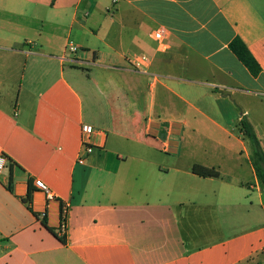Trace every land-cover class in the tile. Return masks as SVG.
Segmentation results:
<instances>
[{
    "label": "crops",
    "instance_id": "0c3cea01",
    "mask_svg": "<svg viewBox=\"0 0 264 264\" xmlns=\"http://www.w3.org/2000/svg\"><path fill=\"white\" fill-rule=\"evenodd\" d=\"M243 119L264 148V0H0V264H264Z\"/></svg>",
    "mask_w": 264,
    "mask_h": 264
},
{
    "label": "trees",
    "instance_id": "16d2710c",
    "mask_svg": "<svg viewBox=\"0 0 264 264\" xmlns=\"http://www.w3.org/2000/svg\"><path fill=\"white\" fill-rule=\"evenodd\" d=\"M230 49L239 58V60L249 69L254 75L258 76L261 73V67L255 57L252 55L246 44L240 39H234L230 44ZM241 132L246 136L252 147V164L256 173V176L264 188V148L258 138L254 128L247 120L243 119L240 124ZM192 172L203 178H219L220 172L215 168L205 167L203 165L194 164ZM33 190L30 188L27 197L24 199L26 203L32 202ZM63 241H66L63 239Z\"/></svg>",
    "mask_w": 264,
    "mask_h": 264
},
{
    "label": "built area",
    "instance_id": "2783aa9c",
    "mask_svg": "<svg viewBox=\"0 0 264 264\" xmlns=\"http://www.w3.org/2000/svg\"><path fill=\"white\" fill-rule=\"evenodd\" d=\"M167 34H168V30L165 28H162L154 32L153 38L160 45L164 46ZM69 50L72 53H75L77 52L78 49L75 46L70 45ZM148 60L149 59L144 55L134 58L132 61L134 69H138V70L141 69L143 66H145ZM81 131H82V148L85 150L86 155H90L94 151V146L91 143V137L95 132L94 127L88 124H83ZM77 162L79 164H85L86 157L80 156ZM6 164H7V157L4 154L2 148L0 147V175L5 170ZM34 184L37 187V189L41 190L46 195V198L48 201L56 200L55 194L49 189V187L43 181L36 180ZM69 211H70V205L68 203H62L61 204V223H60V229H59V234L61 237H66V234H67V230H68L67 220L69 216Z\"/></svg>",
    "mask_w": 264,
    "mask_h": 264
},
{
    "label": "rangeland",
    "instance_id": "374dc122",
    "mask_svg": "<svg viewBox=\"0 0 264 264\" xmlns=\"http://www.w3.org/2000/svg\"><path fill=\"white\" fill-rule=\"evenodd\" d=\"M96 78V75H95V77H94V79Z\"/></svg>",
    "mask_w": 264,
    "mask_h": 264
}]
</instances>
